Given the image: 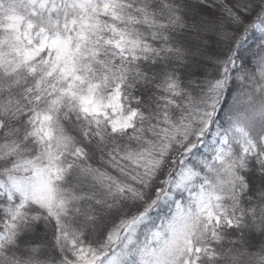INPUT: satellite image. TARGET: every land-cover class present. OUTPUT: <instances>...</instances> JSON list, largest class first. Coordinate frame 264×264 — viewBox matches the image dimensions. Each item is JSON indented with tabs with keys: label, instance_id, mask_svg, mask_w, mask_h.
<instances>
[{
	"label": "snow or ice",
	"instance_id": "1",
	"mask_svg": "<svg viewBox=\"0 0 264 264\" xmlns=\"http://www.w3.org/2000/svg\"><path fill=\"white\" fill-rule=\"evenodd\" d=\"M0 264H264V0H0Z\"/></svg>",
	"mask_w": 264,
	"mask_h": 264
}]
</instances>
